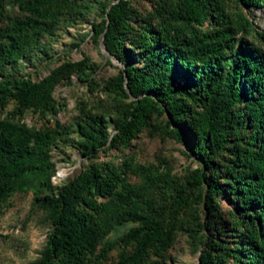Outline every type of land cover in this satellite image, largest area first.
I'll use <instances>...</instances> for the list:
<instances>
[{
    "label": "trees",
    "instance_id": "obj_1",
    "mask_svg": "<svg viewBox=\"0 0 264 264\" xmlns=\"http://www.w3.org/2000/svg\"><path fill=\"white\" fill-rule=\"evenodd\" d=\"M16 1L23 16L0 29V67L39 47L40 37L51 34L60 15L56 0ZM236 1L248 8L264 7V0ZM129 5L130 0H115L96 34L124 66L113 82L114 89L132 100L115 135L110 137L97 119L81 127L83 156L96 161L105 147H128L154 113H167L196 138L191 150L199 164L190 173L188 185L174 190L169 207L174 221L190 204L189 188L207 186L205 205L214 212L213 198L225 192L219 185L215 155L232 144L226 174L242 220L231 229L241 241L235 249L216 244L204 252L200 264H224L227 259L234 264H264V53L244 41L242 35L251 29V23L241 13L228 11L226 0H177L166 21L147 22L132 39L147 59V68L140 69L132 66L129 51L123 47L121 32L127 28ZM3 11L0 0V21ZM259 36L264 40L263 34ZM75 65L66 69L73 72ZM63 74L64 68H59L38 82L28 78L0 82V107L14 100L12 116L28 109L53 111L52 94ZM191 106L201 111L192 114ZM235 107L243 109L233 112ZM233 122L249 131L242 144L228 139ZM168 129L169 136L182 140V130L170 123ZM54 141L50 130H30L12 119H0V205L16 188H22L27 175L54 168L49 154ZM126 171L138 173L148 185L165 184V173L152 167L133 168L130 161H123L120 167L91 163L55 193L35 198L51 226L38 264H88L107 233L124 222L138 226L123 240L133 246L132 252L121 254L115 264H153L149 255L158 256L169 247L173 227L164 221V210L157 211L124 182ZM139 201L151 211L150 216L140 212ZM112 248L104 246L98 257L105 259Z\"/></svg>",
    "mask_w": 264,
    "mask_h": 264
},
{
    "label": "rangeland",
    "instance_id": "obj_2",
    "mask_svg": "<svg viewBox=\"0 0 264 264\" xmlns=\"http://www.w3.org/2000/svg\"><path fill=\"white\" fill-rule=\"evenodd\" d=\"M56 1L60 3V15L51 34L40 37V46L28 51L15 63L0 67V82L20 78L38 82L57 69L64 68V74L52 94L53 111L39 113L28 109L22 115L12 116V111L16 109L14 100L0 107V119H12L30 130H50L55 135L54 143L49 146L54 168L27 175L22 188H16L0 205V264H38L51 226L45 211L35 204V198L55 193L56 188L78 178L91 163L120 167L123 161H130L133 168L152 167L158 173H165L164 185H148L138 173L131 171H126L124 181L157 211L164 210V221L173 227L169 247L158 256L149 255L153 264H200L204 252L216 244L235 249L241 238L231 227L242 220V215L235 207L226 174L232 144L224 152L215 155V162L220 168L219 185L225 192L213 198L214 212L205 205L207 186L189 188L187 195L190 204L174 221L169 211L174 190L188 185L190 173L199 164L191 150L196 138L181 124L171 121L167 113H154L148 126L139 132L128 147H105L99 152L96 161L83 156L81 127L86 126L91 119H97L104 124L110 137L115 135L117 125L132 100L124 98L121 92L114 89L113 82L124 66L108 53L103 37L96 34L97 27L104 23L106 11L115 0ZM176 2L130 0L126 12L127 28L121 34L123 47L129 51L132 66L147 68L146 57L135 48L132 39L141 33L147 22L155 25L166 21ZM3 3L0 29L23 16L16 0H3ZM226 5L228 11L241 13L251 23V29L242 35L245 43L258 47L264 53V40L259 36L264 35V7L248 8L236 0H226ZM238 47V43H235L234 49ZM74 64L78 65H75L73 72L66 69L67 65ZM184 102L190 106L188 100ZM239 108L243 109L235 107L233 112ZM200 111V108L190 107L192 114ZM169 123L174 129L182 130V140L169 136ZM232 124L234 128L228 139L231 143L242 144L249 131L236 126L234 122ZM111 199L116 201L115 197ZM136 206L142 214H152L142 201ZM201 224L205 226L204 229L199 228ZM210 224L214 226L213 229L209 228ZM137 226L132 222L116 224L97 247L88 264H115L121 254H130L133 246L125 245L123 240ZM108 244L113 246L112 250L105 259H100L101 249ZM219 252L223 254L224 250ZM224 264L234 263L227 259Z\"/></svg>",
    "mask_w": 264,
    "mask_h": 264
}]
</instances>
